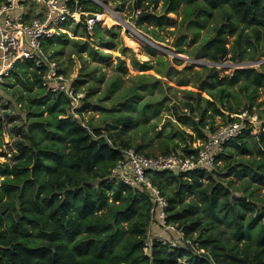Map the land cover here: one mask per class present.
<instances>
[{"label": "trees", "instance_id": "16d2710c", "mask_svg": "<svg viewBox=\"0 0 264 264\" xmlns=\"http://www.w3.org/2000/svg\"><path fill=\"white\" fill-rule=\"evenodd\" d=\"M142 1L137 0L135 10L142 8ZM181 1L192 5L198 0H165L162 14L140 11L141 21L153 27L166 25ZM202 1V7L186 8V16L198 17L207 7L228 11L223 12L224 21L215 27L214 35L196 49L197 59L223 60L229 53L225 34L235 32L239 24L250 33L238 32L231 60L241 61L243 41L253 48L251 60L264 57V44H259L264 0ZM91 7L85 9L103 13ZM23 64L31 69L40 91L19 108L23 133L12 143V159L0 163V264H264V194L260 196L264 190V118L259 116L256 135L245 131L228 142L217 158L222 164L210 172L149 174L168 202L167 222L185 236L174 250L154 240L146 253L149 230L160 232L151 225L150 197L111 171L123 159L121 149L133 148L123 137L125 128L116 130L118 124H131L132 117L119 116L103 128L90 129L78 118L86 109L83 98L73 107L67 95L42 86L45 67L40 71L30 61ZM209 71L212 76L200 82L194 102L183 104L186 111L174 106L177 119L188 122L193 133L181 130L184 145L166 146L161 155L189 153L194 143L205 142L220 126L215 125V117L226 124L238 120L241 108L253 112L254 97L248 86L264 89V68H237L222 78L215 68ZM23 75L15 66L7 79ZM240 80L247 96L236 107L227 100V88L211 91L219 84ZM9 81L2 84H15ZM26 86L30 88L31 83ZM204 89L208 91L202 103ZM18 95L11 93L16 105H20ZM256 107L264 113V101ZM71 111L78 117L70 115ZM7 133L0 114V149ZM133 149L140 152L138 146ZM232 177L239 187L233 188ZM189 195L194 198L186 201Z\"/></svg>", "mask_w": 264, "mask_h": 264}, {"label": "rangeland", "instance_id": "374dc122", "mask_svg": "<svg viewBox=\"0 0 264 264\" xmlns=\"http://www.w3.org/2000/svg\"><path fill=\"white\" fill-rule=\"evenodd\" d=\"M98 1L101 4L94 0L90 5L114 18L115 24L100 21L91 32L86 30L85 33L81 24L65 23L56 28L45 52L57 61L65 78L75 82L76 94L85 100L86 109L81 118L78 117L81 123L90 129L103 128L116 117L131 116V124H118L116 130L125 128L123 137L133 148L140 147V153L144 155H161L163 149L173 147V143L184 145L181 130L193 131L188 122L177 119L174 106L186 111L183 104L194 102L200 82L212 76L210 68L217 70L218 78L231 75L237 68H264V57L251 60L253 48L245 41L241 44V61L231 60L238 32L250 33L249 28L242 29L240 24L235 32L225 34L229 53L223 60L214 63L194 56L198 46L211 38L215 27L223 23V12L228 11L226 7H207L198 17L194 14L186 16V8L202 7L204 2L198 0L186 5L181 1L177 12L168 15V24L153 27L150 22L141 21L139 13L147 10L150 14H162L165 0H143L139 10H135L137 0ZM259 44L260 47L264 44V28L261 29ZM16 68L23 72V77L5 80L15 81L11 87L0 84V114L8 132L0 149V163L12 159V143L23 133L19 108H23L28 98L40 91L30 68L23 63H18ZM26 82L31 83L30 88ZM242 82L219 84L211 91L215 92L221 86L227 88V100L236 107L238 102L243 104L247 96L240 86ZM248 90L254 97L253 113L258 121L253 127L257 133L261 124L259 116L264 118V113L256 106L264 101V89L248 86ZM207 91L204 89L201 93L202 103ZM14 92L18 97L21 93L20 105H16L15 98L11 96ZM69 114L74 116L75 112ZM45 116L47 113H43ZM221 124L222 119L215 117V125ZM255 131L251 135H256ZM232 179L233 188L239 187V181L235 177ZM263 194L264 190L260 191V196ZM193 198L189 195L186 201Z\"/></svg>", "mask_w": 264, "mask_h": 264}, {"label": "built area", "instance_id": "2783aa9c", "mask_svg": "<svg viewBox=\"0 0 264 264\" xmlns=\"http://www.w3.org/2000/svg\"><path fill=\"white\" fill-rule=\"evenodd\" d=\"M93 1L0 0V84L11 76L18 63L30 61L40 71L45 67L41 77L43 87L52 93H64L72 106H77L80 96L76 94L72 81L61 72L57 61L45 52L44 43L53 36L56 28L68 22L81 24L91 32L100 23L97 12L85 9ZM96 2L101 4L98 0ZM89 14H94V17H89ZM257 121L255 113L244 109L237 121L220 125L205 142L194 143L189 153L178 151L169 155L146 156L133 148L121 149L123 159L111 170L113 176L130 187L143 188L148 193L152 204L151 225L160 229V232L148 233L151 235L145 240L146 253L154 240L174 250L181 246L180 241L185 236L176 225L167 222L168 202L160 189L152 184L149 174L163 171L210 172L220 163L217 158L225 145L245 131L253 134ZM164 232L176 237L168 239Z\"/></svg>", "mask_w": 264, "mask_h": 264}, {"label": "bare ground", "instance_id": "6f19581e", "mask_svg": "<svg viewBox=\"0 0 264 264\" xmlns=\"http://www.w3.org/2000/svg\"><path fill=\"white\" fill-rule=\"evenodd\" d=\"M98 21H104L106 24L110 21L112 24H115L116 22L113 21V19L109 15H105L103 13H98ZM130 39V38H129ZM131 40V39H130Z\"/></svg>", "mask_w": 264, "mask_h": 264}, {"label": "crops", "instance_id": "0c3cea01", "mask_svg": "<svg viewBox=\"0 0 264 264\" xmlns=\"http://www.w3.org/2000/svg\"><path fill=\"white\" fill-rule=\"evenodd\" d=\"M153 233H157V231L156 230H154V228H152V230H151Z\"/></svg>", "mask_w": 264, "mask_h": 264}, {"label": "water", "instance_id": "95a60500", "mask_svg": "<svg viewBox=\"0 0 264 264\" xmlns=\"http://www.w3.org/2000/svg\"><path fill=\"white\" fill-rule=\"evenodd\" d=\"M89 17H94V14H89Z\"/></svg>", "mask_w": 264, "mask_h": 264}]
</instances>
